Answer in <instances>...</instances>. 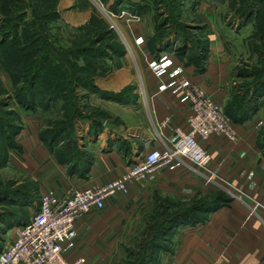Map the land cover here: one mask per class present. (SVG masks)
<instances>
[{"label": "rangeland", "instance_id": "374dc122", "mask_svg": "<svg viewBox=\"0 0 264 264\" xmlns=\"http://www.w3.org/2000/svg\"><path fill=\"white\" fill-rule=\"evenodd\" d=\"M140 25L147 26L142 37ZM210 43L229 80L223 103L209 97L240 123L257 116L264 149V0H0V253L41 201L27 141L37 136L61 158L77 146L87 157L103 122L114 120L101 99L136 104L142 63L149 59L163 73L171 61L164 54L203 72ZM98 85L122 90L109 96ZM216 196L213 204L222 203ZM149 221L121 264H161L154 250L170 246V230L148 247L167 222L160 215Z\"/></svg>", "mask_w": 264, "mask_h": 264}, {"label": "crops", "instance_id": "0c3cea01", "mask_svg": "<svg viewBox=\"0 0 264 264\" xmlns=\"http://www.w3.org/2000/svg\"><path fill=\"white\" fill-rule=\"evenodd\" d=\"M141 26L147 27L140 25V37ZM144 32L148 34V28ZM213 35L222 45L217 30ZM212 47L210 43L203 72L166 54L171 61H161V65L168 62L163 73L149 59L143 62L137 103L101 99L114 120L103 122L99 139L90 140V153L77 155L78 163L59 160L57 151H49L37 136L29 139L24 149L32 159L36 157L30 172L40 196L50 195L58 202L72 188L105 186L125 175L138 157L172 147L179 132L189 128V87L203 86L218 104L223 103L228 67L223 58H215ZM98 87L109 96L122 90ZM257 118L243 123L230 120L235 142L225 134L202 142L211 156V173L205 175L188 161H179L146 180L131 182L127 195L107 199L104 210L77 222L64 245L65 256L85 258L86 264H121L141 225H150V218L160 215L177 219L165 240L170 239V246L162 244V251L154 250L161 264H264V149ZM218 190H226L229 198L217 197ZM213 196L223 202L213 204ZM204 198L203 209L197 210ZM175 202L178 205L172 206Z\"/></svg>", "mask_w": 264, "mask_h": 264}, {"label": "built area", "instance_id": "2783aa9c", "mask_svg": "<svg viewBox=\"0 0 264 264\" xmlns=\"http://www.w3.org/2000/svg\"><path fill=\"white\" fill-rule=\"evenodd\" d=\"M186 95L192 109L189 128L179 132L172 147L142 156L125 175L105 186L72 188L58 202L50 195L42 196L30 223L20 226L12 242L1 251L0 264H86L85 258L68 259L64 245L77 222L94 211L104 210L107 199L127 195L131 182L146 180L160 168L179 161H188L205 175L211 173V156L202 142L223 134L232 142L237 138L225 112L207 92L194 86L186 90ZM206 178L212 181L211 177Z\"/></svg>", "mask_w": 264, "mask_h": 264}, {"label": "trees", "instance_id": "16d2710c", "mask_svg": "<svg viewBox=\"0 0 264 264\" xmlns=\"http://www.w3.org/2000/svg\"><path fill=\"white\" fill-rule=\"evenodd\" d=\"M74 27H77V26H75V25H73ZM185 44H188V42H187V40L184 42ZM182 51L184 52V50L182 49ZM197 67L199 66V65H196ZM201 69V68H200ZM232 115V114H231ZM227 116V115H226ZM228 118V117H227ZM229 120H231V121H233V122H236V123H240V122H238V120H236V119H234V117H230V118H228ZM245 119H247V118H245ZM243 122H245V121H243ZM243 122H241V123H243ZM54 142H55V140H53ZM56 143V142H55ZM76 147V149L75 150H73V151H69V155H66V157L65 158H61L60 157V154H59V151L57 152V154H58V157H59V160H61V161H65V160H68V159H73V161L72 162H75V163H78L76 160H77V155H79V157H81V154H80V152H77V146H75ZM202 210L203 209V207L202 206H199V207H197V210ZM163 218L168 222V221H171L170 222V224H165L166 225V227H165V225H163V227H165V228H163L162 229V233H161V230H159V228H158V230L157 231H155L152 235H151V238L149 239V241H148V247H152V248H154V246H155V244H156V242H157V240H158V238L160 237V236H162V237H164L166 234H167V231L168 230H172L176 225H174L175 223H177L176 222V220L177 219H174V218H172V219H170L169 218V216H163ZM168 225V226H167ZM166 231V232H165ZM139 262H142V261H139Z\"/></svg>", "mask_w": 264, "mask_h": 264}, {"label": "bare ground", "instance_id": "6f19581e", "mask_svg": "<svg viewBox=\"0 0 264 264\" xmlns=\"http://www.w3.org/2000/svg\"><path fill=\"white\" fill-rule=\"evenodd\" d=\"M13 231H15V232H13V233H16V230H13Z\"/></svg>", "mask_w": 264, "mask_h": 264}]
</instances>
